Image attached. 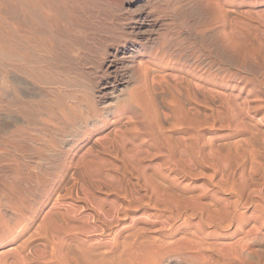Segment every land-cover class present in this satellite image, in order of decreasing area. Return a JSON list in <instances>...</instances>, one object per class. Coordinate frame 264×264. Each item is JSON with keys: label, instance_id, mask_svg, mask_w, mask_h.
Instances as JSON below:
<instances>
[{"label": "rangeland", "instance_id": "obj_1", "mask_svg": "<svg viewBox=\"0 0 264 264\" xmlns=\"http://www.w3.org/2000/svg\"><path fill=\"white\" fill-rule=\"evenodd\" d=\"M48 1H50L51 5H59L58 7L62 5L60 8L65 12L64 17H66L67 12V17L71 16L76 20L75 26H71L69 23H66L68 21L67 17L66 21L62 20L61 22L58 19H53L56 23L59 22L58 25H61L60 28L62 30L59 29L64 34L63 39L55 34L54 27H51L52 30L49 28V31L51 30V33L56 36L54 42L56 41V46L59 47L57 51L58 60L57 63L51 60L50 66L48 64L44 65L43 63V65H38L40 71L43 69L39 73L41 75L44 73L42 76L44 79L45 76H52L56 81L62 82L63 85L60 86L54 95L49 93L50 86H46V82L41 83L37 80L35 82L31 80V77L29 78V76L23 73V75L18 73L21 76L16 75L20 77L17 82L20 85L15 84L12 80L1 78L2 76L0 74V100L2 102L5 101L4 107L7 105V112L10 111L8 112L10 114L9 116L6 115L8 114L7 112H2L5 113L4 115L0 112V229L9 221H15L18 217L21 218L17 223V232L9 235L4 244H0V256L2 252L8 253L4 258L0 257V264H25L21 263L17 256L13 254L15 252L14 250L23 242L29 243V247L27 248L29 252L26 250L24 254L31 261L30 264H42L39 262L42 260H36L33 249H41L44 253L46 252L44 254L45 256H50V247L53 243L50 232L52 229L69 230L72 228L75 232L79 233L83 225L82 213L90 210L92 207L85 199L82 189L87 190L86 192L89 193L87 195L89 196L88 198L97 197L100 201H106L107 199V202H109L112 199L117 200L116 197L122 198L125 195L133 202L136 199L137 202L142 199L147 201L150 186L143 178H150L152 180L154 177L153 181H156L153 183L156 182L162 185L158 186L155 183L156 186L160 187V191H163L161 193L170 196L172 199L175 196L177 188L176 182L168 177V174L171 175L172 173L171 171L169 172L167 164H185V162H183L184 159L181 157V161L180 158L176 159L179 157L178 149L175 148L172 150L168 148L165 144L166 140L164 141L163 139V135L169 137L170 139L168 140L175 145L179 143L180 138H187L188 133L192 132L195 147L191 151L188 149L190 154L194 150L195 155L192 154V162L194 163L192 164H207L208 162L210 164L212 162L213 164H222L220 156L223 158L224 155L225 159L228 156L231 157L229 161L232 162L229 164H235L236 162L234 160L238 158L239 164L247 165L245 168L247 176L248 174L250 175L251 166L256 164L257 166L255 165L253 167L259 172L254 174V178L257 179V182L261 180L263 176L261 170L264 168V121L261 118L264 117V110H260L252 116L244 114L242 121L246 126L245 128L239 130L230 128L227 125V123L229 124L227 115L222 113L225 117L217 116L216 109L218 107L220 109L222 108L221 102L212 93H209V86L204 83V89L199 90L194 87L193 83H195L197 77L204 74L205 68L209 70L210 67H214L213 65L219 63L222 58L233 60L235 55L226 51L224 52L226 54L222 55L224 46L219 45V41L227 39L228 37H232V39L238 37L236 41L239 44L242 43L243 39L247 40H245V44L250 41L248 42L250 45L249 48H245L248 46L243 45L241 50H244V52L252 47L256 48L257 45V48H261L260 51L256 48L257 53L261 52V56L258 53V59L261 63L258 65L260 67L258 65L251 66V70L249 69L247 76L259 80L264 78V0ZM79 21L80 24H78ZM73 27L75 28L73 29ZM75 31L77 32L75 33ZM137 31L142 34L136 35ZM146 37L154 39L153 43L144 42L142 39ZM121 44L133 45L139 49L142 48L139 56L135 55V61L142 54L141 57H145L144 59L147 63L149 62L151 67L148 84L143 87L145 88L144 90L141 88L142 91L140 92V101L138 103V106L142 105V109L146 113L142 114L137 109L133 114V120L144 124L142 129L143 135L139 136L140 139H145L147 134H150L146 138L147 140L153 138L154 135L156 137L159 135V144L152 145L151 142L154 141H147L145 139L142 151L136 156V162H140V164L137 163L138 165L129 164L126 159L123 161V158L119 157V155L117 157L111 145L104 151L102 144H100L101 142L96 141L98 137L103 138L105 136V140L109 138L110 141L115 139L116 131L118 130L116 127L119 126L120 128H118L120 130L128 128L130 123L129 121L126 123V120L115 125H108L106 129L95 132L89 142L81 141L70 149L64 147L58 135H51L55 141L59 140L56 147L51 142L47 143L49 141V135L47 132L44 133L42 128L38 131L39 133L28 129L32 130L31 133L33 134L29 133L30 131L28 133L41 140V143L38 145L26 141L25 139L27 137L24 140L21 139L20 144L22 145V149L24 148V151H22L24 153L19 152L18 148L16 149L15 147V143L19 144V139L16 136L14 139L12 132H10L14 130V121H12L14 114L12 112L15 110V107L13 108L12 105L14 104L12 103L19 97L18 95L23 97V93H27V95L32 96L28 100H32L31 102L35 104L33 107L40 106L39 109H45L51 100L50 98L55 99L53 97L59 98L61 100L59 102L67 106L77 107L79 109L82 106L84 111L89 105H95L97 109H101L97 98L98 92L103 82L112 79V75L105 69V62L109 57V52L116 46H121ZM166 44L171 46V51L165 55L164 64L168 63L170 58H175L176 60V66L171 69L162 67V61L156 60V50L152 48L158 46V51H160V46H166ZM185 47L190 48V51H188L191 58L190 66L186 64V58L183 52ZM242 51H238L239 53H237L241 54ZM237 53L236 56H238ZM163 55L162 52L159 56L162 58ZM223 63L224 67L235 69V67L233 68L227 62L223 61ZM47 65L48 67H46ZM129 71H133L129 72L132 75V80L126 87H123L125 94L136 86V75L133 68L129 69ZM172 74H177V76L172 78L170 76ZM21 79L23 84L20 82ZM26 79L27 81L29 80L28 83H31L28 84ZM188 85L191 90V99L187 97L184 90L185 86L187 87ZM11 86L15 90H12V93H10ZM31 87L34 89H31ZM173 87L181 89V95ZM21 89L25 91L22 90V92ZM143 91H146L147 94L143 93ZM260 91L258 95L264 99V86H262V90ZM229 92L231 91L227 90V93ZM173 95L178 96L177 99L183 103L181 104L185 108V111L195 120L193 122L199 123L200 128H197L195 123H193L190 130L178 125L183 119L175 111V105L178 101L177 99H172ZM7 100H10L12 103ZM54 106L57 111L59 106L56 104ZM205 116L207 118L204 120ZM258 119L261 120L257 121ZM208 125L210 126L208 127ZM46 126L48 125L46 124ZM195 131H197V135ZM41 135L44 138L41 139ZM109 140L107 141L108 144L110 142ZM4 141L6 142L5 146L3 144ZM207 141H209V144ZM35 146H38L42 150V153L41 151L39 154L36 153ZM206 146H209L210 149L214 148L213 151L211 150L215 152L212 153L213 155L219 153L218 157L214 155L217 161L215 159L212 161V158L209 161L210 156H213L208 154V157V155L204 154L209 153L205 149ZM87 151L101 153L108 159L107 164H93L92 162H94L95 158L89 155L86 157L88 164H81V156ZM206 158L207 162L204 160ZM106 174L112 175V179L107 181L110 183H108V186L107 184L104 185L106 183ZM145 182L147 184H144ZM120 194L123 196L121 195L120 197ZM136 197H139V199ZM28 209L34 212L32 221H26L23 218L24 215H27L26 210ZM143 211L153 216L148 217L147 215L136 226H133V228L128 226L131 229L127 228L124 231H119L120 240L126 241V243L138 241L139 243L144 242V244H148V241L149 243L151 241L149 245H152L155 240H159V242L169 244L177 235L175 231L177 227L171 228L168 225L164 227L165 225L162 226L161 224V218H156L159 215L162 218H166L168 213L152 208L143 209ZM47 214H49L48 219H45ZM181 232L187 234L189 229L187 226L182 225ZM77 233L69 240L71 249L74 252H77L81 241L84 240V237ZM112 239L113 237L106 238L107 243L111 245L113 243ZM249 251L255 259L258 257L264 260L263 248L259 245L250 244ZM119 253L120 251L115 253L114 257L116 258ZM95 257L100 258L101 254H97Z\"/></svg>", "mask_w": 264, "mask_h": 264}, {"label": "bare ground", "instance_id": "obj_2", "mask_svg": "<svg viewBox=\"0 0 264 264\" xmlns=\"http://www.w3.org/2000/svg\"><path fill=\"white\" fill-rule=\"evenodd\" d=\"M51 1L56 2L57 0ZM58 6L51 5L48 0H0L1 78L12 80L16 84L18 78H20L17 77L19 75L18 73L21 75L24 74L29 76V78L31 77V80H37L41 83L46 82V86H50V94L55 95L57 93L60 86L63 85L62 82L56 81L52 76H45L44 79L42 77L44 73H42V75L39 73L42 72L43 69L41 68L42 70L40 71L38 65L48 64L50 66L51 60L57 63V51L59 47L56 46V41L54 42L56 36L51 33V27L55 28L54 32L58 37L64 39V34L61 31L62 28H60L61 25L59 26V22L56 23L53 19H58V21L60 20L61 22L62 20L66 21L67 17V12L66 17H64L65 12L60 8L62 5L60 7ZM69 17H67L68 21L66 23L75 26V18ZM80 21L78 24H80ZM80 26L82 27V25ZM49 28L51 29L50 31ZM74 28L75 27H73V29ZM76 32L77 31H75V33ZM136 33V35L142 34L139 31ZM234 38L228 37L227 39L219 41V45L221 44L224 46L222 55L226 54L224 53L225 51L228 53L230 52L232 55H235L233 60L222 58L219 63L213 65L214 67H210L209 70L205 68L204 74L197 77L193 84L196 89L200 90L204 89V83H206L209 86V93H212L214 97L221 102L222 108L220 109L218 107V109H216L217 116L225 117L223 114L227 115L229 120V124L227 123V125H229L230 128L239 130L246 127L242 121V116H244V114L252 116L257 114L260 110H264V99L258 95V93L261 92L260 90H262V86H264V78L259 80L247 76L249 69L251 70V66L261 64L258 59V53H260L259 55L261 56V52L257 53L256 51L257 49L260 51L261 48H257L258 45L256 44L257 49L252 47L244 52V50H241L243 45L248 46L245 48H249L250 45L248 42L250 41L247 42V45V43L245 44L246 39L244 40L242 38L244 43L242 41V43L239 44L238 41H236L238 37L236 39ZM142 40L147 43H153L154 41V39L150 37L143 38ZM57 45H59V43H57ZM157 47L152 48L156 50V60L162 61V67L167 69L175 67V58H170L168 63L164 64L165 55L170 53L171 46L169 44L162 47L160 46L161 52L158 51L159 47L158 49ZM141 49L133 45L128 46L127 44H121V46H116L109 52V57L105 62V69L112 75V79L103 82L98 92L97 98L101 109H97L95 105H89L84 111L82 106L81 109L67 106L64 103H60L59 101L61 100L56 97H53L55 99L50 98L51 100L45 109H39L40 106L38 105L33 107L35 104L31 102L32 100H28L31 99L32 96L27 95V93H23V97L17 94L19 96L16 98L17 102L14 101V103H12L10 100H7L14 104L12 105L13 108L15 107V110L12 112L14 114V117H12V121H14V130L12 129L13 131L10 132H12L13 138L16 136L19 139V144L15 143L16 149L18 148L19 152L24 151L20 141L24 140L26 137V141L38 145L41 143V140L29 134L32 130L38 132L42 128L44 133L47 132L49 135V141L46 140L47 143L51 142L54 146L57 145L59 140L55 141V139H53L54 137L52 138L51 135H58L64 147L70 149L81 141L89 142L95 132L106 129L108 125H115L121 121L127 120L126 123H128V121L130 123L128 128L126 127L127 129L120 130L119 126V128L116 127L118 130L116 131L115 139L110 141L109 138H107V140H105L106 137L102 136L103 138L98 137L96 141L99 143L101 142L100 144H102L104 151L111 145L117 157L119 155V157L123 158V161L126 159L129 164H140L139 161L136 162V156L142 151L145 139L149 137L150 134H147L145 139L139 138V136L143 135L142 129L144 124L133 120V114L137 109L140 110L142 114L146 113V111L142 109V105L138 106V103L140 101L139 95L142 91L141 88L144 90L145 88L143 87L148 84L151 68L149 62L147 63L144 59L145 57H141L142 54L138 60L135 61ZM188 51H190V48L187 47L183 50L186 64L190 66L191 58ZM238 51H242V53L238 54ZM162 52L164 55L161 58L159 55ZM236 53L238 56H236ZM223 61L227 62L233 68L235 67V69L224 67ZM48 65L46 67H48ZM131 68H133L136 75V86L125 94L123 92V87H126L132 80V75L129 73L133 72L129 71ZM170 76L175 78L177 74H172ZM27 79L26 82L28 83L29 80L27 81ZM23 81L25 80L23 79ZM20 82L22 83V79ZM33 87H31V89H34L36 86ZM25 89L27 90V88ZM12 90L13 88L10 93L15 91ZM22 90L25 91L24 89H21V91ZM184 90L187 97L191 99L189 85L187 87L185 86ZM227 90L231 92L227 93ZM175 91L180 95L182 93V90L177 87ZM143 93L147 94L146 91H143ZM177 97L173 95L172 99L176 100ZM177 101L176 105L174 103L176 106L175 111L178 112L183 119L178 125L190 130L193 123H195V126L200 128L199 123L197 122V125L196 122H193L194 119L192 116L185 111L182 105L183 103L178 99ZM4 102L0 100V112L3 115L5 113L2 112H7V105L4 107ZM55 104L59 106L57 111L54 106ZM6 115L9 116L10 114L8 113ZM43 115L45 116L43 117ZM206 118L207 116H205L204 120ZM261 119L264 121V117ZM43 124H45L44 126H46V124L48 126L44 127ZM209 126L210 125H208V127ZM191 133L192 132L188 133L187 138H180L181 140H179V143L175 145L168 140L170 139L169 137L163 135V139L164 141L166 140L165 144L168 148L172 150L175 148L178 149L179 157L176 159L181 157L184 159L183 162H185V164H177L175 159L174 161L176 164H167L169 172L171 171L172 173H170L171 175L168 174V177L176 182L177 188L175 196L173 195L174 197H172V199L170 196L161 193L163 191H160V187H158L161 184L155 182L158 185L156 186V184L153 183L156 181H153L154 177L152 180H150V178H143L150 186L147 201L142 199L137 202L136 199L135 202H133L129 200V197L126 195L122 198L116 197L117 200L112 199L109 202H107V199L106 201H100L97 197L88 198L89 196L87 195H89V193L86 192L87 190L82 189L85 199L92 207L90 210H86L82 213L83 215L81 218L83 220V225L79 233L75 232L72 228L69 230L59 228L52 229L50 232L52 234L53 243L50 247V256L47 257L44 255L46 252L44 253L43 250L34 248L33 253L36 256V260H42L39 261L42 264H127V262H129V264H264V260L258 257L255 259L249 251V246L251 244L259 245L263 248L262 252H264V168L261 170L263 176L261 180L257 182V179L254 178V174L259 171L253 167L256 164L251 166L250 175L248 174L247 176L245 173L247 165L239 164L238 158L236 157H234L236 158L235 160L233 159L236 162L235 164H229L232 162L229 161L231 157L228 156L225 159V155L223 156L225 160L220 156L222 164H213V162L212 164H210V162L207 164H192L194 163L192 162L194 150L193 153L190 154L188 149L191 151L195 147V141L193 142L192 138L194 135ZM195 133L197 135V131H195ZM42 138L44 137L42 136L41 139ZM159 139V135L157 137L154 135L153 138L146 140L154 141L151 142L152 145H158ZM108 140L110 141L109 144L107 143ZM208 142L209 141H207V143ZM5 143L4 141V146ZM205 149L209 152L206 154L203 151L205 155L211 154L214 157L210 156V159L208 158L209 161L212 159V161H214V159L216 160L215 156L218 157L219 153H216L217 155L214 154V156L212 154L215 153L212 152L214 148L210 149L209 146H206ZM35 151L38 154L40 151L42 153V150H40L38 146ZM88 155L95 158L94 162H92L93 164H107L108 159L97 151L84 152L80 159L81 164H88L86 161ZM204 160L207 162V158ZM111 179L112 175L106 174V183L104 181V185L107 184L108 186L109 182L107 181ZM146 182L144 184H147ZM122 194H120V197ZM136 198L139 199V197ZM150 208L168 213L167 217L165 216L166 218H162L160 215L156 216V218H161V224L162 226L165 225L164 227H166V225L171 228L177 227V230H175L177 232L175 238L169 244L155 240L152 245H149L151 241L150 243L148 241V244H144V242L139 243L138 241L132 243L121 241L119 231H124L128 226L132 228L136 226L143 217L148 215L143 209ZM26 212L27 215L23 216L24 220L32 221L33 210L28 209ZM48 215L49 214L46 215L45 219H48ZM152 216L153 215H148V217ZM20 219L21 218L18 217L15 221H9L0 229V244H4L9 235L17 232V223ZM182 225L187 226L189 229L187 234L181 232ZM75 233L84 237V240L81 241V245L77 248V252H74L69 244V240L72 236H75ZM109 237H113V243H111V245L108 244L106 240V238ZM28 247L29 243L23 242L14 250L15 252L13 254L17 256L21 263L30 264L31 262L24 254ZM119 251L121 255L119 253L115 258V253ZM7 254L8 253L2 252L0 257L4 258ZM97 254H101V257L96 258L95 256Z\"/></svg>", "mask_w": 264, "mask_h": 264}]
</instances>
